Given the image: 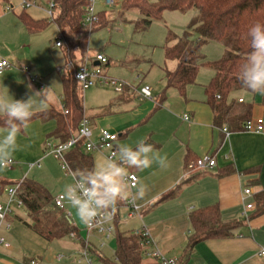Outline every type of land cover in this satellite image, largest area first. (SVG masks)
Masks as SVG:
<instances>
[{"label":"crops","instance_id":"0c3cea01","mask_svg":"<svg viewBox=\"0 0 264 264\" xmlns=\"http://www.w3.org/2000/svg\"><path fill=\"white\" fill-rule=\"evenodd\" d=\"M10 11H14L13 6L6 8V12ZM3 15L6 14L3 13ZM57 30L60 38L58 27ZM59 38L55 39L54 46L63 50V45L56 46ZM22 50H26V47ZM1 59L8 61L11 66L0 74V93L8 89L14 99L27 100L37 92V88L39 91L44 90H40L39 85L33 81V77L37 76H32V69L28 66L29 63L32 64L31 57L27 59L21 54L0 52ZM82 61L83 58L76 55L77 65ZM66 63L65 57L62 65H56V72L58 67ZM97 63L94 54L90 55L89 65L97 66ZM170 64H173L170 70H174L177 66L174 62ZM166 69H168L167 64L164 66V74ZM39 79L42 81L41 78ZM194 86L195 84L188 87L185 98L175 89L171 101L166 100L160 106L157 102L158 98L155 109L147 116L137 115L131 112L133 110H127L128 112L121 115V110L130 106L129 101L132 98L130 89H125L112 103L113 105L111 104L113 117L117 115V121H113V134L118 135L116 148L122 144L134 148L137 141L147 137L149 143L155 146L160 155L167 156L169 165L165 169H161L156 164L147 169H128V173H135L139 180L137 187L132 190L133 193L141 185L144 193L140 198L134 196L131 199L133 205L138 207L139 214L129 217L132 207L129 201L131 200L121 203L117 210L118 224L125 217L124 222L127 224L132 222V225L136 227L129 233L147 229L153 244L146 248V251L150 249L148 251L150 253L158 250L165 257L177 259L178 264H264V254H262L264 251V132L256 134L239 131L226 134L215 126L214 113L206 103L205 92L201 94L196 92ZM252 96L254 95L246 92H237L232 95V98L250 102ZM33 102L34 112L49 108L62 111L63 86L59 94L51 88L43 97L33 96ZM263 115L264 108L261 101L257 106H253L252 119L257 120ZM185 116H188V120ZM85 119L89 127H94L92 118L86 115V108ZM56 126L53 120L49 122L35 120L28 123L24 131L18 135L17 139L21 148L16 152L15 163L10 170L14 167L27 170L29 167L28 171L31 173L35 169H41L42 163L51 157L46 151V143L55 141L49 138V135ZM98 135L99 132L97 138ZM189 153L197 158L212 155L217 165L209 169L206 175L185 184L176 198L156 204L162 195L190 178L184 170L185 158ZM28 161H31V164H27ZM229 167L233 169L230 174L218 176ZM27 174L28 172H25V176ZM4 175L5 171L0 172V176ZM37 176L33 175L32 179L48 189V184ZM65 177L73 180L71 175L65 174ZM246 188L252 190L251 195H244L243 191ZM3 199L4 193L0 194V201ZM212 205L219 206L223 223L238 222L239 226L230 238L211 239L198 243L191 251L189 258L185 259L184 250L192 234L190 214L197 209ZM248 205H252V208L247 209ZM10 221L12 227L1 233L10 243V248L0 245V264H30L31 260L46 264L52 241H47L23 223V221H30L29 216L17 215ZM76 224L77 233H79V225L77 222ZM77 241L81 242L83 249L84 241L80 237ZM91 244L95 251H98L95 248L98 241ZM146 256L148 264H155L152 257Z\"/></svg>","mask_w":264,"mask_h":264},{"label":"trees","instance_id":"16d2710c","mask_svg":"<svg viewBox=\"0 0 264 264\" xmlns=\"http://www.w3.org/2000/svg\"><path fill=\"white\" fill-rule=\"evenodd\" d=\"M1 1L9 2V0ZM54 4V9H58V12L53 22L66 42L65 57L67 61L73 62L74 70L62 77L63 110L49 108L34 112L28 123L35 120L55 121L56 129L49 135V138L63 143L71 138L85 118L83 99L79 85L74 78L77 68L76 52L73 43L66 40L68 38L66 33L86 29L83 20L88 1L54 0ZM23 10L18 18L29 33L41 32L48 25L46 20L34 19L25 12V9ZM135 11L140 14V19L135 23L137 32L146 31L154 21L161 20L166 11L182 13L196 11V15L181 36L171 32L168 34L164 48L165 59L167 62H176L177 66L174 70L166 69L165 71L166 90L173 88L185 98L188 87L196 84L200 68L202 66L212 68L214 75L205 87V95L206 103L214 113L215 126L222 130L227 126L229 132L245 131L246 123L252 119L253 104L240 102L232 98V95L237 92L256 94L242 86L239 70L250 51L248 29L256 22L264 23V0H123L118 16L120 14L121 18H125L126 15ZM110 14L107 11L99 13V23L93 28L109 24ZM211 41L222 44L226 50L219 60L207 61L201 52L202 47ZM166 90L157 101L160 106L167 100ZM262 106L264 108V94ZM3 119L0 117V126L3 125ZM23 131L24 128L21 129V132ZM198 159L190 153L187 154L184 170L190 178L162 195L156 204L176 198L185 184L192 183L209 172L196 168ZM66 160L73 174L95 166L92 154L84 151L82 141L66 154ZM232 171V167L226 168L218 176L228 175ZM20 183L26 198L31 199L29 201L25 198L30 220L23 221L26 226L49 242L76 232L63 213L54 208L53 198L44 186L27 179ZM14 184L17 183L9 182L0 176V194L7 186ZM121 203L117 204V209ZM189 218L192 234L184 250L185 259L189 258L191 251L198 243L211 239L230 238L239 226L238 222L223 223L218 205L197 209L190 214ZM118 221L117 211L114 221L116 234L114 262H110L95 250L93 252L97 253L99 259L105 264H144L145 238L135 232L121 233L118 229Z\"/></svg>","mask_w":264,"mask_h":264},{"label":"rangeland","instance_id":"374dc122","mask_svg":"<svg viewBox=\"0 0 264 264\" xmlns=\"http://www.w3.org/2000/svg\"><path fill=\"white\" fill-rule=\"evenodd\" d=\"M34 1V0H31ZM38 7L32 6L25 9V12L32 18L37 20H46L48 25L38 33L31 34L24 27L22 22L17 17L24 10L22 8L23 0H9L8 3L0 0V52L15 53L16 55H24L28 59L31 57L32 64L29 67L32 69V76H37L42 79L44 84L45 95L49 89L55 90L58 94L62 90V75L56 72V65H62L65 61L64 50L67 47L66 42L61 39L63 50L56 48L54 42L59 38L58 30L53 22L57 17L58 9H53L54 0H36ZM123 1V0H122ZM113 9L102 5V0H97L95 11L101 13L102 11L110 12V23L105 26H98L95 29H86L74 33L67 32V41L73 43V48L78 57L85 58L88 55H95L102 53L109 59V65L103 67V72L109 77L120 80L128 85L126 89H130L132 98L130 99V106L127 109L121 110V115L127 110H133L137 115L147 116L156 107V100L166 90V81L164 74V66L168 65V69L172 67L171 62L165 59V45L168 34L171 32L175 35L181 36L186 30L196 15V11L179 12L166 11L159 21H154L151 26L144 32L135 30V23L140 19V14L135 11L125 18H121L118 12L121 10ZM153 1V0H149ZM50 2L51 4H47ZM8 6H13L14 11L6 12ZM53 14V17L50 15ZM5 13L8 15H3ZM26 47V50H22ZM64 55H63V53ZM225 48L222 44L211 41L205 44L201 52L207 61H216L224 56ZM90 53V54H89ZM31 55V56H29ZM19 59V58H18ZM93 60V58L91 59ZM176 63V62H174ZM26 64V63H24ZM26 66V65H25ZM92 66L90 65V68ZM214 70L207 66L200 68L197 83L194 90L198 93H204L205 87L209 84ZM144 86L153 88V99H140V90ZM37 92L39 89H36ZM167 101H171L172 95L175 94L174 89L166 90ZM86 108V115L92 118L94 127H90L92 131V142H98L97 134L101 130H108L113 133V121H117L113 117V102L121 95L115 92L111 87H92L84 93L80 91ZM263 98V94L256 93L250 98L253 106H257ZM112 104V105H111ZM111 105V106H110ZM57 107V105H56ZM110 110L112 113H108ZM128 112V111H127ZM263 119V116L261 117ZM94 158V165L103 157L109 154V149L102 148L92 153ZM27 164H31L28 161ZM27 170H21L14 167L12 170H5V175L1 176L9 182L19 183L23 178L27 180H34L32 176L38 175L49 187L48 192L55 198L57 195L63 193L65 185L72 183V178H66L65 172L62 170L60 163L54 157H48L43 163L41 169H35L31 173ZM25 172L28 174L25 176ZM31 174V175H30ZM37 176V178H38ZM38 180V179H37ZM36 181V180H34ZM38 182V181H36ZM72 215V219L79 225V237L82 241L87 240V232L84 229L83 223L76 215L75 209L71 206L66 208ZM65 216V214L63 213ZM124 216V215H123ZM140 216V215H139ZM125 217L120 220L118 229L121 233H129L134 230L132 222L127 224ZM135 223H137L135 221ZM135 230L133 232H136ZM103 240V239H102ZM90 241L96 243L98 238L93 236ZM51 248L48 253V261L46 264H86L79 262L78 258L82 251V244L80 241L72 240L69 237L63 239H55L52 241ZM150 250V249H149ZM147 250L146 253L149 251ZM98 252V251H97ZM99 254L114 262L116 253V234L112 235L109 240H106V246L99 250ZM143 255V263L148 264L147 254ZM61 255L64 259L60 262L56 257ZM93 264H105L97 255H93Z\"/></svg>","mask_w":264,"mask_h":264},{"label":"clouds","instance_id":"9594fccd","mask_svg":"<svg viewBox=\"0 0 264 264\" xmlns=\"http://www.w3.org/2000/svg\"><path fill=\"white\" fill-rule=\"evenodd\" d=\"M247 36L250 51L240 65L239 79L248 90L264 94V23H254L248 29ZM45 90L33 96L43 97ZM33 96L27 100H17L9 94L8 89L0 93V117L4 118L0 126V172L15 162V154L21 148L18 135L34 115ZM153 164L161 169L169 166L167 156L160 155L147 137L137 141L134 148L118 145L112 156H103L92 169L74 173L73 182L65 185L63 198L86 225L109 222L119 202L143 196L142 185L133 193L128 169H147Z\"/></svg>","mask_w":264,"mask_h":264},{"label":"built area","instance_id":"2783aa9c","mask_svg":"<svg viewBox=\"0 0 264 264\" xmlns=\"http://www.w3.org/2000/svg\"><path fill=\"white\" fill-rule=\"evenodd\" d=\"M88 4L86 7V12L83 20V25L85 27H89V29H93L95 25L99 23L100 17L99 13L95 11V5L97 0H87ZM102 5L107 6L113 9H119L120 3L122 0H102ZM47 4H51L47 2ZM32 6L38 7L37 1L31 0H23L22 8L27 9ZM54 9L55 4L51 5ZM50 15L53 17V14L50 12ZM62 37H60L56 46L61 47L63 44L61 42ZM90 55L83 58L82 63L77 65V68L74 73V78L79 85V89L81 92H85L92 87H111L115 92L121 94L125 91L128 85L120 80L109 77L106 73L103 72V67L109 64V59L103 55L102 53H97L94 55L95 60L99 63L97 66H92L90 68L89 65ZM11 65L8 61L1 59L0 60V74ZM74 70V64L71 61H67L65 65L57 68V73L65 76L71 73ZM33 81L39 85L40 90L44 89V84L38 77H33ZM152 87L144 86L140 90L141 99H152ZM242 102V100H240ZM185 119L188 120V116H185ZM223 131L227 134L229 130L224 128ZM246 132H252L256 134H262L264 132V120L259 118L257 120L251 119L245 125ZM92 131L89 127V123L87 119H83L80 127L71 138L63 143H59L56 141H49L46 143V151L49 155L53 156L60 165L62 170L67 175L73 176V172L70 170V167L66 160V154L73 148L77 143L83 142L84 151L87 153H92L96 150H100L102 148L109 149V154L107 156H112L116 151V142L118 140V135L110 133L108 130H101L98 135V142L94 144L92 142ZM15 163V162H14ZM12 164V166L14 165ZM217 162L212 155H205L200 157L196 162V168L199 170H209L216 167ZM9 167L8 169L12 168ZM129 180L132 185V190L138 185V177L135 173L129 172ZM244 195H251L252 190L250 188L244 189ZM4 199L0 201V245H3L6 248H10V243L7 239L1 235L2 231L9 230L12 227L11 218L22 215L23 217H28V211L25 204V194L21 187V183H17L14 185L7 186L4 191ZM29 201L30 198H26ZM52 204L54 208L58 211L65 214V217L69 220L70 226L76 230V232L70 233L67 237L72 240H78L79 235H77V224L72 220L71 213L66 209L67 206H71L67 200L63 198L62 193L57 195L52 199ZM129 204L132 205L131 212L129 217L134 216L135 214H139V209L135 205H133V201H129ZM252 205H248L247 209H251ZM118 210V209H117ZM117 212V211H116ZM115 215L109 222H105L103 224H94V225H86L85 230L87 232V240L84 242L83 249L80 252V256L78 258L79 262H85L86 264H93V255H97V253L93 252L95 249L91 244L90 238L96 236L98 240L97 246L95 248L99 251L106 246V240H109L112 235L115 233ZM136 234H140L145 238V246L146 248L150 247L153 244L151 239L150 232L147 229H142L135 232ZM103 239V240H102ZM148 256L152 257L155 260V264H178V260L174 258L165 257L160 251L155 250L150 253H146ZM264 254V251L262 252ZM98 257V255H97ZM64 259L63 256L58 255L56 260L58 262ZM30 264H40L37 260H31Z\"/></svg>","mask_w":264,"mask_h":264},{"label":"water","instance_id":"95a60500","mask_svg":"<svg viewBox=\"0 0 264 264\" xmlns=\"http://www.w3.org/2000/svg\"><path fill=\"white\" fill-rule=\"evenodd\" d=\"M97 64H99V63H97Z\"/></svg>","mask_w":264,"mask_h":264}]
</instances>
